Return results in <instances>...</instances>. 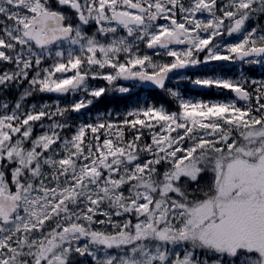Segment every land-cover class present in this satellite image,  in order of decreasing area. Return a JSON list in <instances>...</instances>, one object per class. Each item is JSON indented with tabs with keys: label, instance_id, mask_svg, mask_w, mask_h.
<instances>
[{
	"label": "snow or ice",
	"instance_id": "obj_1",
	"mask_svg": "<svg viewBox=\"0 0 264 264\" xmlns=\"http://www.w3.org/2000/svg\"><path fill=\"white\" fill-rule=\"evenodd\" d=\"M0 264H264V0H0Z\"/></svg>",
	"mask_w": 264,
	"mask_h": 264
}]
</instances>
